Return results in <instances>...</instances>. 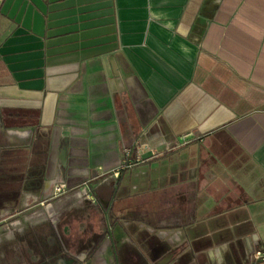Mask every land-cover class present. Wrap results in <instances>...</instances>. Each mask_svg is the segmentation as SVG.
<instances>
[{
  "label": "crops",
  "instance_id": "0c3cea01",
  "mask_svg": "<svg viewBox=\"0 0 264 264\" xmlns=\"http://www.w3.org/2000/svg\"><path fill=\"white\" fill-rule=\"evenodd\" d=\"M81 187L115 198L96 258L264 264V0H0V264Z\"/></svg>",
  "mask_w": 264,
  "mask_h": 264
},
{
  "label": "flooded vegetation",
  "instance_id": "af4514ba",
  "mask_svg": "<svg viewBox=\"0 0 264 264\" xmlns=\"http://www.w3.org/2000/svg\"><path fill=\"white\" fill-rule=\"evenodd\" d=\"M64 188L67 190L66 186ZM88 191L91 193L90 189ZM114 200L115 198L109 199L104 207L94 199L84 198L80 207L72 208L65 212L63 217L60 216L61 219L59 218V220L68 222L67 230L70 223L74 229L76 225L77 230L75 229L73 233L69 234L65 228L63 236L62 234L59 235L60 242H58L54 253L37 258L38 262L41 264H147L145 258H105L103 260L96 258L105 236L108 240V253H115L112 235V228L116 223L112 207ZM17 238L22 239L23 236L19 233ZM30 248L34 251L37 250L35 244H32ZM160 248V246L152 247L153 253L156 255ZM20 253L22 251H19L20 258H22L23 253ZM166 259H169L170 264H178L175 259V250L168 253L166 258L155 259L153 263L162 264Z\"/></svg>",
  "mask_w": 264,
  "mask_h": 264
},
{
  "label": "rangeland",
  "instance_id": "374dc122",
  "mask_svg": "<svg viewBox=\"0 0 264 264\" xmlns=\"http://www.w3.org/2000/svg\"><path fill=\"white\" fill-rule=\"evenodd\" d=\"M57 185H59V184L56 183L52 187V191H51V194H50L51 195L50 196L51 198H57V197H60V196H62V195H64V194H66V193L69 192L68 190H66V188H62L61 186L58 187ZM88 190L89 189L87 187H85V188L81 187V188H79V189L76 190V193H78L80 195L82 201L84 200V198L87 199L86 198L87 195H90V192ZM2 235H3V233L0 234V237L1 238L4 237ZM154 237H155V235H154ZM155 238H157V237H155ZM101 259L103 260L105 258H99L98 257V260H101Z\"/></svg>",
  "mask_w": 264,
  "mask_h": 264
},
{
  "label": "built area",
  "instance_id": "2783aa9c",
  "mask_svg": "<svg viewBox=\"0 0 264 264\" xmlns=\"http://www.w3.org/2000/svg\"><path fill=\"white\" fill-rule=\"evenodd\" d=\"M128 154V152H127ZM144 159H142L141 157H138L137 160L133 163H130L129 160L125 162V164L122 167H130L133 164L136 163H143ZM59 185H57L58 187L61 186L62 188H64V184L63 183H58ZM250 258L252 260H264V250L262 249H258L256 251H254L251 255Z\"/></svg>",
  "mask_w": 264,
  "mask_h": 264
}]
</instances>
